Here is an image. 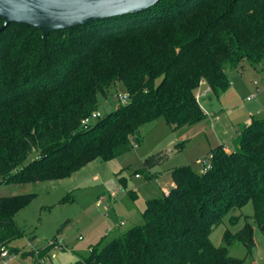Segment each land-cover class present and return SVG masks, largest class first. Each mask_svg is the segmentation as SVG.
Returning <instances> with one entry per match:
<instances>
[{
	"label": "trees",
	"instance_id": "obj_1",
	"mask_svg": "<svg viewBox=\"0 0 264 264\" xmlns=\"http://www.w3.org/2000/svg\"><path fill=\"white\" fill-rule=\"evenodd\" d=\"M245 61L264 64V0H160L46 37L10 23L0 32V185L61 180L95 160L119 158L160 118L188 132L208 119L196 96L200 81L219 97L231 85L229 72ZM119 84L128 104L83 126L99 110V96ZM211 155L202 175L174 169L175 186L147 202L143 224L93 246L75 264H242L229 246L240 242L251 253L250 223L227 231L220 247L210 235L249 202L264 234V119L243 128L234 150L221 145ZM165 160L151 156L145 167ZM33 197H0V260L2 249L20 253L12 247L23 236L14 216ZM46 254L22 257L44 264Z\"/></svg>",
	"mask_w": 264,
	"mask_h": 264
},
{
	"label": "rangeland",
	"instance_id": "obj_2",
	"mask_svg": "<svg viewBox=\"0 0 264 264\" xmlns=\"http://www.w3.org/2000/svg\"><path fill=\"white\" fill-rule=\"evenodd\" d=\"M243 66L240 72H229L231 85L225 93L216 97L211 90V98L200 99L208 119L186 133L172 130L160 118L142 127L140 142H133L131 151L119 158L95 160L61 180L0 185V197L34 195L14 216L23 236L12 247L20 253L9 254L0 264H33L22 253L43 250L47 251L45 264H75L89 257L93 246L143 224L147 202L173 188L174 169L188 166L202 175V160L213 149L222 145L234 150L243 128L264 119V66L252 67L247 61ZM126 95L122 84L109 90L108 97L100 95L98 112L104 117L123 108L129 101L123 103L119 96ZM253 95L256 98L248 101ZM158 155L166 156L164 163L147 170L145 160ZM253 216L252 202L231 210L212 231V244L223 246L227 231L235 234L250 223L255 242L251 253L234 242L230 256L244 260L242 264H264V234Z\"/></svg>",
	"mask_w": 264,
	"mask_h": 264
},
{
	"label": "water",
	"instance_id": "obj_3",
	"mask_svg": "<svg viewBox=\"0 0 264 264\" xmlns=\"http://www.w3.org/2000/svg\"><path fill=\"white\" fill-rule=\"evenodd\" d=\"M160 0H0L2 32L10 23L38 28L44 37L96 20L129 15Z\"/></svg>",
	"mask_w": 264,
	"mask_h": 264
},
{
	"label": "built area",
	"instance_id": "obj_4",
	"mask_svg": "<svg viewBox=\"0 0 264 264\" xmlns=\"http://www.w3.org/2000/svg\"><path fill=\"white\" fill-rule=\"evenodd\" d=\"M262 86L264 87V82L262 83ZM203 88H205V89H203ZM210 92H211V88L208 86L206 81L205 80H201L200 83H199V87L197 89V93H196L198 101H200V99L206 97ZM255 98H256V95H253V96L248 98V101H251V100H253ZM119 99L123 103H126L127 101H129V97L127 95L123 96V97L119 96ZM100 118H102L101 113L96 111L89 118H86L82 122V124H83V126H89L93 122L98 121ZM211 159H212V155H210V157L208 159L202 160V163H203V166H204V168H203V172L204 173H206L208 170L211 169ZM168 193H169V191L166 192V194H168ZM1 257L3 259L9 258V252L7 250L2 249L1 250Z\"/></svg>",
	"mask_w": 264,
	"mask_h": 264
},
{
	"label": "crops",
	"instance_id": "obj_5",
	"mask_svg": "<svg viewBox=\"0 0 264 264\" xmlns=\"http://www.w3.org/2000/svg\"><path fill=\"white\" fill-rule=\"evenodd\" d=\"M263 66H264V64L262 65V67H263ZM208 97L211 98V94H210V93H209L206 97H204V98L206 99V98H208ZM201 107H202V105H201ZM202 109L204 110L203 107H202ZM224 148H225L226 151H232V150H233V149L231 150L228 146H225ZM172 186L174 187L175 184L172 183Z\"/></svg>",
	"mask_w": 264,
	"mask_h": 264
}]
</instances>
